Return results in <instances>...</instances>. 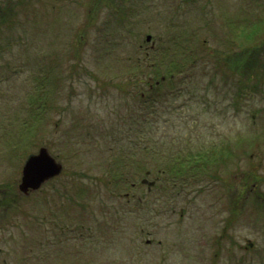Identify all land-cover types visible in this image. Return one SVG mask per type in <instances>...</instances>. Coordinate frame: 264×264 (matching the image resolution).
Returning a JSON list of instances; mask_svg holds the SVG:
<instances>
[{
	"label": "rangeland",
	"instance_id": "1",
	"mask_svg": "<svg viewBox=\"0 0 264 264\" xmlns=\"http://www.w3.org/2000/svg\"><path fill=\"white\" fill-rule=\"evenodd\" d=\"M40 145L62 172L22 194L23 160ZM196 154L211 158L187 184L205 188L201 199L224 192L230 173L253 189L251 204H237L227 258L194 242L213 219L227 222L226 206L189 214L179 233L176 215H148L142 178L160 167L177 192L182 179L168 165ZM132 182L146 198L137 217L116 192ZM71 206L83 237L54 242L39 209ZM70 261L264 264V0H0V264Z\"/></svg>",
	"mask_w": 264,
	"mask_h": 264
},
{
	"label": "flooded vegetation",
	"instance_id": "2",
	"mask_svg": "<svg viewBox=\"0 0 264 264\" xmlns=\"http://www.w3.org/2000/svg\"><path fill=\"white\" fill-rule=\"evenodd\" d=\"M148 41V40H147ZM150 43L149 47L153 48V45L155 47V44H153L152 38L149 39ZM142 46V44L140 45ZM144 46V45H143ZM146 48V45L145 47ZM135 84H136V76H135ZM158 172L160 170L154 172L155 177L152 180V183L146 187V192H148L149 196L148 199L150 203L148 204L149 207V217L150 219H157L160 217H165L166 219H169L171 216H177V220L174 223H170L171 228L170 231H174L176 233H179L182 230L183 223L185 219H189V214H195L202 208V210L206 209V212L213 211L214 214H216L219 211L220 205L226 206L228 209V220L227 222L222 221L223 224L220 227V224H216L214 219L213 222L208 225L204 231V235L200 232V234L195 237V244H201L200 248L201 251L206 252L205 255L211 254L213 256V260H218L222 258V255L226 253V258L229 257L236 248V235H235V220L237 215V204H242V197L245 199V204L248 206V204L252 203V187L248 188H239L236 185L235 180V174L231 176L229 181L227 182V186H222L223 191L222 193L214 192L212 193V196H209L207 198L201 199V193H202V187H196L192 188L190 186H187V182L182 181L183 184L182 187L177 189V192L175 191V187H167L164 184V181L160 180L158 176ZM253 175V173L251 174ZM247 176V174H246ZM197 178H192L189 180V183H194L197 181ZM186 186V187H184ZM116 192L121 196L122 200H125V204L130 205V211L133 215L137 217V213L135 214L136 210H141V206H147L145 203H143V200L146 199L145 196L140 195V193L136 192V187H134V183H132V186L127 189L116 190ZM206 192V191H204ZM203 192V193H204ZM28 194V193H27ZM176 194L180 196H176ZM177 200H180L177 202ZM248 200V203H247ZM132 201V202H131ZM117 205H120L119 202L115 203ZM191 205L193 206L192 210H189ZM206 207V208H204ZM65 208V207H64ZM120 209H117V212H115V217L121 216ZM41 214L40 219H45L46 217L49 218V222H51L52 231L54 232L55 240L54 242H65L68 243L71 239H77L83 237L81 225L77 226V217H80V213L76 212L75 209L68 208V212L66 213V209H45L40 208L39 209ZM75 211V212H74ZM52 218H56L57 221L52 220ZM87 230L92 228V226L89 228L86 226ZM42 233L41 236L44 238L43 235V225L41 227ZM227 230H229V234H226ZM92 232V230H89ZM104 231V232H103ZM108 225L105 222L102 227V233L100 235L101 239H104L107 241V244L109 242L108 237ZM190 235V234H189ZM152 242V239L146 240V243L149 244ZM186 246L185 242H181V245H179L180 249H183ZM69 254V252H65V255ZM203 254V253H202ZM204 255V254H203ZM104 256V255H102ZM107 256V255H105ZM104 258V257H103ZM107 259V258H106ZM72 261L68 262L67 264H71Z\"/></svg>",
	"mask_w": 264,
	"mask_h": 264
},
{
	"label": "water",
	"instance_id": "3",
	"mask_svg": "<svg viewBox=\"0 0 264 264\" xmlns=\"http://www.w3.org/2000/svg\"><path fill=\"white\" fill-rule=\"evenodd\" d=\"M149 38L150 35H147L146 39ZM61 170L62 164L49 153L45 146H40L36 152L26 156L18 188L23 193H27L29 189L38 188L44 181L59 174Z\"/></svg>",
	"mask_w": 264,
	"mask_h": 264
},
{
	"label": "trees",
	"instance_id": "4",
	"mask_svg": "<svg viewBox=\"0 0 264 264\" xmlns=\"http://www.w3.org/2000/svg\"><path fill=\"white\" fill-rule=\"evenodd\" d=\"M175 43L173 44V48H175V45H179V44H175ZM137 66H140V63H136V67ZM169 68L175 69L176 67L174 65H170ZM137 71L139 73H141L142 72V68L141 67H137ZM167 74H168L167 78L171 77L172 75L174 76L173 71L167 72ZM160 76L166 78V74L164 72L161 73ZM164 80L165 79L154 80V83L150 82L148 85H149L150 88H153L154 86H157L158 82H163ZM200 154H203V153H200ZM215 155H214L213 159H216ZM208 159H211V158H209V156L203 157L202 155H198V154L194 155V157L192 158L190 155H188V157L186 159H184V160L181 159V157H179V160L177 159L174 163L172 162V164H169L168 167L170 169L174 170L175 174L173 175V177L174 176H180V179H183L184 176L186 178L187 175H189V176L193 175V174H189V172L187 174V166L189 164H196V163L199 162V163L203 164L204 166H206V163L209 161ZM189 160H191V162H189ZM199 171H201V173H202V170H199ZM181 177H183V178H181Z\"/></svg>",
	"mask_w": 264,
	"mask_h": 264
}]
</instances>
